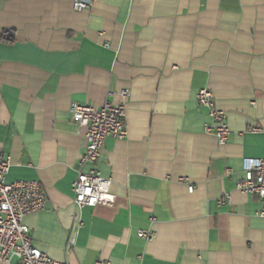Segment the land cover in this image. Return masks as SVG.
<instances>
[{"label":"crops","instance_id":"obj_1","mask_svg":"<svg viewBox=\"0 0 264 264\" xmlns=\"http://www.w3.org/2000/svg\"><path fill=\"white\" fill-rule=\"evenodd\" d=\"M82 1L0 0V159L7 182L44 192L22 221L33 244L68 264H264V202L236 189L242 159L264 154V0ZM201 88L225 111L223 144L203 130ZM108 92L127 133L96 167L115 201L77 210L71 105Z\"/></svg>","mask_w":264,"mask_h":264},{"label":"built area","instance_id":"obj_2","mask_svg":"<svg viewBox=\"0 0 264 264\" xmlns=\"http://www.w3.org/2000/svg\"><path fill=\"white\" fill-rule=\"evenodd\" d=\"M82 0H73L75 10L88 7ZM129 90L124 89L120 96L126 98ZM111 92L106 94L99 108L85 103L73 102L71 105L73 122L84 129L85 146L77 162L76 178L72 182V203L77 210L84 206L112 205L115 195L110 191L111 179L102 176L96 163L108 137L123 139L126 136L124 125V106L110 101ZM198 105L207 108L209 122L203 124L206 133L213 134L219 144L228 141L230 129L226 123L225 111L216 107L212 92L201 88L196 94ZM252 131L259 130L256 127ZM8 157L0 159V264H68L60 262L37 248L29 229L23 225V218L45 207V195L38 180H15L7 182ZM230 172L229 169L226 170ZM194 186L189 184L191 193ZM236 189L245 194L256 196L264 202V154L257 158L242 159V177L236 182ZM230 196L218 200V204L228 202ZM264 217V205L257 212ZM79 220L74 223L68 243H72ZM137 236L150 239L151 230H137ZM97 261L96 264H103Z\"/></svg>","mask_w":264,"mask_h":264}]
</instances>
